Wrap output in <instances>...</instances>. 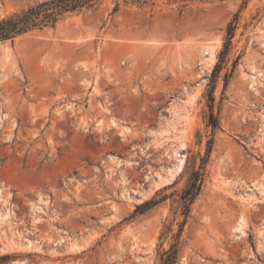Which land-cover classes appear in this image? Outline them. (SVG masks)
Instances as JSON below:
<instances>
[{
	"label": "rangeland",
	"instance_id": "obj_1",
	"mask_svg": "<svg viewBox=\"0 0 264 264\" xmlns=\"http://www.w3.org/2000/svg\"><path fill=\"white\" fill-rule=\"evenodd\" d=\"M41 1L0 0V20ZM240 3L102 0L0 42V264H161L175 242V264H264V0L220 55Z\"/></svg>",
	"mask_w": 264,
	"mask_h": 264
},
{
	"label": "trees",
	"instance_id": "obj_2",
	"mask_svg": "<svg viewBox=\"0 0 264 264\" xmlns=\"http://www.w3.org/2000/svg\"><path fill=\"white\" fill-rule=\"evenodd\" d=\"M102 0H44L31 5L19 12H15L0 20V42L12 40L18 36L28 33L33 30H42L45 28H55V26L73 14H82L86 11L93 9ZM114 8L113 13L119 10L120 4L124 5H143L148 3L149 0H113ZM176 2H189V1H211V0H174ZM248 0H241L239 10L233 15L232 20L228 23L226 35L223 43V49L220 55H225L227 52L234 30L237 25L240 11L247 6ZM186 4L182 7L184 8ZM219 68L216 63L214 71L212 72L211 82L214 80L215 71ZM213 88V85L211 86ZM209 101H212L211 91L209 92ZM208 125L212 130L217 128V119L211 112L209 115ZM212 151V139L208 140L205 146L204 154L198 155L197 167H192L188 173L187 183L179 195L177 201L179 205L180 215L182 221L178 224L179 228L175 239L177 241L182 229L187 221L190 213V208L197 196L200 194L204 179L206 165ZM158 201H147L143 204L136 206L133 211V216L143 215L151 210ZM177 259V242H175L169 250L165 251L160 256L161 264H175Z\"/></svg>",
	"mask_w": 264,
	"mask_h": 264
},
{
	"label": "bare ground",
	"instance_id": "obj_3",
	"mask_svg": "<svg viewBox=\"0 0 264 264\" xmlns=\"http://www.w3.org/2000/svg\"><path fill=\"white\" fill-rule=\"evenodd\" d=\"M214 54H215V51H214V47L212 46H209V47H206L202 50V60L203 63H204V66H209L211 64V62L213 61V58H214ZM115 124V123H114ZM183 145H180L179 148H177L175 151H174V155L176 157V168H175V171L177 172H180L182 170V164H183V155L180 154V151L183 150ZM235 230L240 233V234H243L244 232H242L241 230V226H237L235 228Z\"/></svg>",
	"mask_w": 264,
	"mask_h": 264
}]
</instances>
